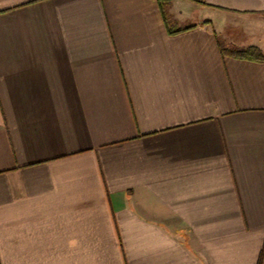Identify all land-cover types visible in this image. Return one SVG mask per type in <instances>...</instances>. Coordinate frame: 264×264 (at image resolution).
I'll return each mask as SVG.
<instances>
[{"label": "crops", "instance_id": "obj_1", "mask_svg": "<svg viewBox=\"0 0 264 264\" xmlns=\"http://www.w3.org/2000/svg\"><path fill=\"white\" fill-rule=\"evenodd\" d=\"M0 264H264V0H0Z\"/></svg>", "mask_w": 264, "mask_h": 264}, {"label": "trees", "instance_id": "obj_2", "mask_svg": "<svg viewBox=\"0 0 264 264\" xmlns=\"http://www.w3.org/2000/svg\"><path fill=\"white\" fill-rule=\"evenodd\" d=\"M164 17L167 19V13L165 11H164ZM168 29L170 32L182 30V29H178V30L174 31L169 27H168ZM235 55L241 56V57H256V58H262L263 57L261 54V51L257 47H248L246 49L236 51Z\"/></svg>", "mask_w": 264, "mask_h": 264}]
</instances>
